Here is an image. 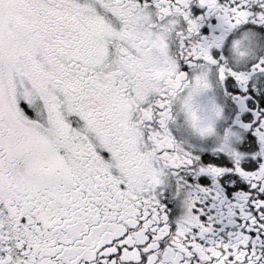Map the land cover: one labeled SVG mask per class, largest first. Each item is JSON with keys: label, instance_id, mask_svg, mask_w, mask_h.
Segmentation results:
<instances>
[{"label": "snow or ice", "instance_id": "1", "mask_svg": "<svg viewBox=\"0 0 264 264\" xmlns=\"http://www.w3.org/2000/svg\"><path fill=\"white\" fill-rule=\"evenodd\" d=\"M0 264H264V0H0Z\"/></svg>", "mask_w": 264, "mask_h": 264}]
</instances>
